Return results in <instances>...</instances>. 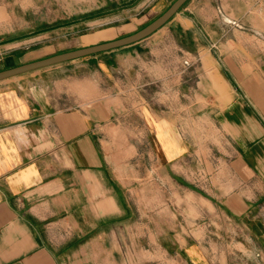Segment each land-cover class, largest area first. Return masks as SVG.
<instances>
[{
	"label": "crops",
	"instance_id": "crops-1",
	"mask_svg": "<svg viewBox=\"0 0 264 264\" xmlns=\"http://www.w3.org/2000/svg\"><path fill=\"white\" fill-rule=\"evenodd\" d=\"M214 1L215 71L228 72L243 94L218 109L228 128V186L203 178L196 198L243 228L255 264H264V0ZM209 22L198 16L203 31ZM153 32L0 79V264H210L203 244L174 238L171 222L152 227V199L174 197L152 191V159L165 185L191 167L187 136L166 116L164 140L152 143ZM77 47L15 41L0 52V70ZM130 85L146 106L150 140L128 155L110 122L126 117Z\"/></svg>",
	"mask_w": 264,
	"mask_h": 264
},
{
	"label": "rangeland",
	"instance_id": "rangeland-1",
	"mask_svg": "<svg viewBox=\"0 0 264 264\" xmlns=\"http://www.w3.org/2000/svg\"><path fill=\"white\" fill-rule=\"evenodd\" d=\"M143 1L0 0V52L6 44L26 39H33L34 43L50 41L56 50L105 41L124 28L140 27L173 0ZM154 1L160 5L152 10L149 7ZM182 6L152 33V68L155 66V70H152V102L149 104L152 143L164 140V127L168 122L176 125L185 132L190 144L191 167L176 178L177 182L173 180V184L165 185L159 180L164 169L152 159V177L147 176L152 178V191H173L174 196L152 199V212H158L152 214V227L164 228L165 223L171 222L174 238L203 244L210 264H255L254 247L246 242V231L217 214L208 200L202 203L196 198L204 191L200 183L203 178L214 176V181L220 180L228 186L229 168L221 165L223 158H228V128L225 120L219 118L218 109L225 106L231 94H243V90L236 86L228 72L215 71L210 36L214 15H219L216 2L189 0ZM203 15L210 20L207 31L198 28V16ZM253 74L259 77L258 72L253 71ZM259 88L253 87L254 90ZM134 90L133 85L126 88V117L110 122L121 128L120 144L128 155L133 153L128 151L133 143L150 140L145 129L146 106L135 100ZM144 158L147 159L146 155L142 161ZM145 163L148 164V160ZM140 177H144L143 174ZM156 235L164 239V231Z\"/></svg>",
	"mask_w": 264,
	"mask_h": 264
},
{
	"label": "water",
	"instance_id": "water-1",
	"mask_svg": "<svg viewBox=\"0 0 264 264\" xmlns=\"http://www.w3.org/2000/svg\"><path fill=\"white\" fill-rule=\"evenodd\" d=\"M186 0H173L168 7L161 12L158 16H156L153 20L145 24L143 27L135 30L134 32H131L129 34L93 43L90 45H85L81 47H77L74 49L62 51L59 53H55L37 60L29 61L23 64H20L18 66L0 70V79L21 73L24 71L36 69L39 67L47 66L53 63H58L61 61L81 57L84 55H88L91 53H96L104 50H108L111 48L123 46L129 43H132L134 41H137L146 35L150 34L151 32L155 31L157 28H159L161 25H163L167 20H169L172 15L178 11L180 6L185 2Z\"/></svg>",
	"mask_w": 264,
	"mask_h": 264
}]
</instances>
